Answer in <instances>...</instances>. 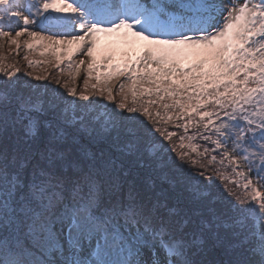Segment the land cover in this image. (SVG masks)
<instances>
[{"label":"snow or ice","instance_id":"obj_1","mask_svg":"<svg viewBox=\"0 0 264 264\" xmlns=\"http://www.w3.org/2000/svg\"><path fill=\"white\" fill-rule=\"evenodd\" d=\"M25 36L86 75L0 55V264H264V0H0Z\"/></svg>","mask_w":264,"mask_h":264},{"label":"rangeland","instance_id":"obj_2","mask_svg":"<svg viewBox=\"0 0 264 264\" xmlns=\"http://www.w3.org/2000/svg\"><path fill=\"white\" fill-rule=\"evenodd\" d=\"M54 15H61V14L54 13ZM30 31L40 32L41 34L43 33L42 35H44V34L54 35V32L45 31L44 28H41V27L31 28ZM44 36H46V35H44ZM25 39H27V36L21 37V43H23V41ZM118 39L119 38L116 37V36H104V35H101V40H102L103 45L105 47H116V48L120 49L121 51H118V52L121 54V58H122V50H123V48L125 46L123 44L118 43ZM0 43H3V41H0ZM66 46L69 47V48L72 47L71 45H66ZM14 47L15 46L3 47V49L1 51L4 52V50L6 51V49H10V48H14ZM37 48L38 47L35 48V46L32 49H27L25 47L26 50L31 51V52L34 53V54H32V56L34 55L33 58L36 57L37 59H40L41 62L39 64H36L35 67L23 66V68H21V70L23 71V74L32 73L31 77H33V78H35L36 76L46 77V76H48L50 74L51 69L56 66V57L51 55L50 52H49V54H46V55H40V53H38L39 49H37ZM58 48H59V46H58ZM59 51H60V48H59ZM26 52L27 51H24L25 55H27ZM28 55H30V54H28ZM60 56H61L62 59H64V63L65 64L68 63V62H66L67 60L65 59L64 51L60 52ZM17 58H19V61L16 60V62L18 64H20V60H22V62H25L23 57H22V55L19 54L17 56ZM82 58H85V57H83L82 54L81 55H74L73 58H72L73 63L78 62ZM23 74L21 76H23ZM85 75H86V70L82 69L79 77H76L74 71L66 66V67H64L63 77L62 78L60 77L61 85L63 86V81L64 80H69L71 84H73L74 86L78 87L79 90L83 91L84 90L83 81H84ZM29 80H31V79H29ZM32 80H34V79H32ZM35 82L36 83H40V81H35ZM92 83H96L95 79L90 81L89 91H92V89H91V84ZM93 95H94V92H93Z\"/></svg>","mask_w":264,"mask_h":264},{"label":"trees","instance_id":"obj_3","mask_svg":"<svg viewBox=\"0 0 264 264\" xmlns=\"http://www.w3.org/2000/svg\"><path fill=\"white\" fill-rule=\"evenodd\" d=\"M25 2H27V0H25ZM5 30L7 31L8 29H5ZM44 35H46V36H52V35H49V34H44ZM40 44H41L40 41H36L35 42V45H36L35 48L38 47L37 49H39V52L38 53H40V55H42V53H45L43 55L49 54V52H46V48L45 47H41ZM59 48H60V51L59 52H62V51H64V49L69 48V47H67L66 45H62V46H59ZM2 49H3V47H0V55H6V59H5L4 63L7 65L8 71H13L14 72L13 69H15L16 67H18L20 69V72L15 74L16 76H21L23 74V71L21 70V68H23V66L35 67L36 64H39L41 62L40 59H37L36 57L33 58L34 55L32 56V54H34V53L31 52V51L26 50L25 47L23 46V43H21V48L19 49L18 52L11 51L10 49H6V51L4 50V52H2L1 51ZM23 50L24 51H27L26 52L27 55L24 54V51ZM19 54L22 55V57H23V59L25 61V62H22V60H20V64H18L16 62V60L19 61V58H17V56ZM28 54H30V55H28ZM25 56H27L28 59H25ZM116 58L118 59L117 61H120L121 54L119 52H117V57ZM29 61H33V63L29 64ZM66 66L69 67L68 66V63H66V64L65 63H62L60 65V69H62L64 71V67H66ZM60 69H58L56 66L53 67L51 69L50 74L45 77L46 80H42V81H40V83L52 82V77H54V76H58V77H61L62 78L63 77V71L61 72ZM101 71H103V70H101ZM27 79H31L32 80L34 78L33 77H27ZM121 80H123V78H121ZM60 87L62 88V85H60ZM80 91L81 90H79V88L77 87L78 94H79ZM169 131H178V130L174 126L170 125L169 126ZM85 142H88L87 136H85ZM198 143H201V142L198 141ZM89 147L93 151H97V150H101V149L106 148L107 145L104 144V143H102V142L101 143H89ZM217 167H220V166L217 165ZM221 171L223 172V171H225V169L221 168ZM234 179L240 180L241 178L235 177ZM224 182H227L228 183L229 188H233L234 190L240 191V189L236 188V186L233 185L230 180L229 181H221V183H224ZM182 195L183 196H186V195H188V193L184 192V193H182ZM173 203H175V201H173Z\"/></svg>","mask_w":264,"mask_h":264},{"label":"water","instance_id":"obj_4","mask_svg":"<svg viewBox=\"0 0 264 264\" xmlns=\"http://www.w3.org/2000/svg\"><path fill=\"white\" fill-rule=\"evenodd\" d=\"M47 15V14H46ZM46 27H48L49 25L45 24Z\"/></svg>","mask_w":264,"mask_h":264}]
</instances>
